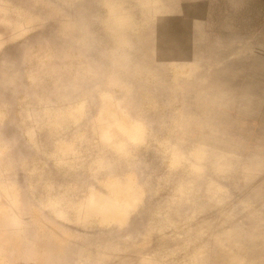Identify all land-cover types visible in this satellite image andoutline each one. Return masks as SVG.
Here are the masks:
<instances>
[{"label":"rangeland","instance_id":"1","mask_svg":"<svg viewBox=\"0 0 264 264\" xmlns=\"http://www.w3.org/2000/svg\"><path fill=\"white\" fill-rule=\"evenodd\" d=\"M235 5L0 0V264H264V18Z\"/></svg>","mask_w":264,"mask_h":264},{"label":"crops","instance_id":"2","mask_svg":"<svg viewBox=\"0 0 264 264\" xmlns=\"http://www.w3.org/2000/svg\"><path fill=\"white\" fill-rule=\"evenodd\" d=\"M224 1L228 2V4H229V12H235L237 10L235 3L239 2L238 10L239 11H244V14H245V11H246V8H247V4L253 2L254 3L256 17H258L259 20H261V18H264V0H224ZM260 23H262V22H259L258 24H260ZM243 27H244L243 32H245L246 31V26H243ZM255 32L264 33L263 25H258V30H256ZM262 46L263 47H261V50L254 54L255 59H256L255 63L258 64V65H263L264 64L260 60V59L264 58V44Z\"/></svg>","mask_w":264,"mask_h":264},{"label":"bare ground","instance_id":"3","mask_svg":"<svg viewBox=\"0 0 264 264\" xmlns=\"http://www.w3.org/2000/svg\"><path fill=\"white\" fill-rule=\"evenodd\" d=\"M204 142V141H203ZM119 200V199H118Z\"/></svg>","mask_w":264,"mask_h":264}]
</instances>
